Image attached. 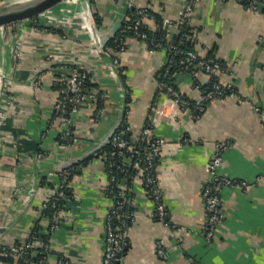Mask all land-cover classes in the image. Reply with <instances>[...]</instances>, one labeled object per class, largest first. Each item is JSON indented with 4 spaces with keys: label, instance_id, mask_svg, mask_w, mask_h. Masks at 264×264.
Returning a JSON list of instances; mask_svg holds the SVG:
<instances>
[{
    "label": "crops",
    "instance_id": "crops-1",
    "mask_svg": "<svg viewBox=\"0 0 264 264\" xmlns=\"http://www.w3.org/2000/svg\"><path fill=\"white\" fill-rule=\"evenodd\" d=\"M62 1L65 5L67 0ZM76 1L80 3L72 12L51 8L41 13L40 22L28 25L23 34L19 32L24 42L17 67L5 65V51L2 58L10 85L2 97L7 117L0 123L1 244L27 242L39 223L41 232L49 236L47 264H102L106 218L113 206L106 163L99 156H91L77 164L69 182L73 196L67 198L61 224L54 231L43 205L61 187L64 166L104 140L123 113V122L130 125L132 140L136 141L152 108L165 100L159 94L158 78L168 64L167 50L150 51L145 40L129 38L119 54L121 69H117L105 49L107 45L101 47V38L119 18L141 8L158 16L170 36L177 34L173 24L191 0ZM262 7L254 11L238 0H199L194 4L191 26L195 50L202 58L225 64L218 80L231 84L236 96L212 101L200 116L191 110L180 111L175 120H162L155 126L154 135L166 142L156 176L169 224L157 218L155 202L141 175H136L130 187L124 181L133 212L128 242L117 264H264ZM96 15L101 19L99 25ZM145 24L152 30L160 26L152 16ZM0 34L2 41L4 31ZM3 49L2 44L0 51ZM72 65L89 72L107 99L99 119L96 103L79 109L74 119L79 140L65 147L62 135L66 124L54 111L60 96L54 79L61 68ZM36 75L42 76L40 90L32 81ZM210 81L211 76L201 70L178 74L174 84L187 99L199 102ZM197 84L202 89H197ZM219 143H229L230 147L217 173L237 182L222 189L224 218L215 238L208 242L204 189ZM159 241L169 250L167 258L156 253Z\"/></svg>",
    "mask_w": 264,
    "mask_h": 264
},
{
    "label": "built area",
    "instance_id": "built-area-1",
    "mask_svg": "<svg viewBox=\"0 0 264 264\" xmlns=\"http://www.w3.org/2000/svg\"><path fill=\"white\" fill-rule=\"evenodd\" d=\"M197 1L199 0H191L190 3L183 6L179 21L173 24L178 28V32L181 31L184 25H192L194 20V4ZM238 1L254 11L259 10L260 4L264 6V0ZM138 14L140 17L136 21V28L145 23L146 18L150 17L148 9L146 8L139 9ZM125 20H127V17ZM138 36L142 37V34L139 33ZM167 36L170 37L169 34ZM183 38L186 40H194V35H184ZM118 46H120L119 53L125 50L126 46L123 43V39H120ZM156 47H161V44H156L155 48ZM149 49L150 51L156 50L150 47ZM165 50H167L169 56L167 65L174 62L175 54L183 56L179 64L184 66V71L176 73L173 76L174 78L180 73H194L193 70L195 68H201L211 76V80L213 81H211L210 87L203 91V95L199 102L190 101L183 96L174 82L170 84L163 80L158 81L160 95L165 97V100L154 106L149 114L147 124L139 138L141 142H145L143 148L140 149L136 147L127 139V134L131 133V127L126 122L123 130L120 132L117 130L111 139L110 144L113 146V150L109 154L99 155V158L104 162H108L111 167L120 165L121 167L119 166V169L124 176L123 181L119 184L115 174H112L109 178L108 193L112 196L113 206L106 218V246L102 264H117V260L120 258L128 242V223L122 218L121 209L124 203L121 198L125 196L123 184L124 181L128 180L131 176L130 170L136 171V175H141L143 177L145 187L155 202L157 218L169 224V212L164 203L163 191L156 176L157 162L166 142L164 139L154 135L155 126L162 120H175L177 113L180 111L191 110L196 116H200L212 101L218 98L236 96L234 87L231 84L223 85L218 80H215L220 72L226 70V66H224L222 62L215 59L202 58L197 50L186 51L172 44L168 46V48H165ZM19 56L21 57V54ZM114 65L117 69H121L119 57L114 59ZM89 75V72L84 71L79 66L72 65L61 68L54 79V85L62 88L59 90L60 96L55 102L54 111L66 124V130L62 135V145L65 147L72 146L79 140V137L76 135V123L74 121L79 109L85 104L96 103L99 100L105 101L107 99V93L100 87L86 88ZM32 81L37 90L42 88L43 80L41 75H36L33 77ZM196 88L202 89L200 84H197ZM103 114L104 108L98 109L96 112V119L101 118ZM6 117L7 113L2 111L0 123L3 119H6ZM229 147V143L217 144L216 152L210 164L211 178L204 189L207 211L205 239L208 242H211L215 238L217 228L224 218V211L221 207L222 189L226 185H234L237 182L227 177H222L217 173L218 168L223 162V154ZM39 155L40 157L42 156V154ZM67 170L68 169L62 172V184L56 192V195L43 205L44 209L50 207L54 209L52 216H50L51 229L53 231L59 228L61 224V214L64 211V208L57 205L56 199L57 197H64L63 187L68 184L66 177L68 173ZM115 183L119 186V190L117 191L116 187L113 186ZM117 220H119L118 224H116ZM38 250H42L44 256L38 263H33L31 259L33 256H36ZM50 250L49 242L45 241L41 236L25 243L10 245L1 244L2 257L8 260L3 261V264H19L21 261L25 264H47V255H49ZM168 251L164 242L159 241L156 247L157 255L161 258H167ZM59 264L68 263L66 261H60Z\"/></svg>",
    "mask_w": 264,
    "mask_h": 264
},
{
    "label": "trees",
    "instance_id": "trees-1",
    "mask_svg": "<svg viewBox=\"0 0 264 264\" xmlns=\"http://www.w3.org/2000/svg\"><path fill=\"white\" fill-rule=\"evenodd\" d=\"M91 2H93V0H91ZM138 10L139 9L130 10V12L127 16V20L124 21L122 29L119 31L117 36L112 41H110L107 44V46L105 47V49L111 53L113 59L119 57L120 46H118V44L120 42V39H123V43L126 46V43H127L129 38H141V39L145 40V42L147 43V45L150 48H154L156 50L168 48V46H170L171 44L178 46V48L182 49V50H186V51L187 50H195V44L193 42L194 40H186L183 38L184 35L193 36V27L191 25H184L182 27L181 31H179L177 34H174V35H171L170 37H168L167 35L169 34V31L165 30L164 26L162 25V23H163L162 20L160 18H158V16L153 15L152 12H149V10H148L150 16L154 17L155 19H158L160 26L158 27V29L152 30L145 23H143L136 28V21L140 17L138 14ZM95 20H96V23L98 25L101 24V19H100L99 15L95 16ZM124 30H125V32H124ZM139 33L142 34V37L138 36ZM156 44H161V47L155 48ZM182 57L183 56H181L179 54H175L174 55V62L167 65L166 67H164V69L162 70V72L158 78V81L163 80V81L170 83V84L173 83L175 80V78L173 76L178 72L184 71L183 70L184 66L179 64ZM205 59H213V58H205ZM224 66H225V64H224ZM201 70H203V69L195 68L193 71H194V74L195 73L197 74ZM122 77H124V76H122ZM215 80H218V77H216ZM211 81H213V80H211ZM211 81L207 86H205L203 88L204 90H206L208 87H210ZM55 88H57L58 90L62 89L56 85H55ZM86 88H99V86L93 81V79L90 75H89V79L86 83ZM159 94H160V91H159ZM104 103H105V101H102V100H99L98 102H96L97 108L98 109L104 108ZM125 124H126V121H124L123 124L120 126V128L118 129V132L123 130V128L125 127ZM139 138L136 141H134V140H132L131 133L127 134V139H129L133 145L142 149L143 146L145 145V142H141L139 140ZM112 150H113V146L111 144H109L103 148V150L99 153V155L109 154ZM86 162H88V160L84 161L83 163H86ZM105 163H106L108 178H110V176H112V174L113 175L115 174L117 176V179H118V184L120 182H122L124 176L119 169L120 165L111 167V166H109L108 162H105ZM119 164H120V162H119ZM78 165L70 167L67 170L68 173L66 174V177H67L68 184L63 187L64 197H62V198L57 197V199H56L57 205L59 207L64 208L67 198H70L71 196H73L71 188L69 187V182L72 180L74 173H76ZM130 174H131V176L128 178V180H126L127 186H129V187L132 184L133 179L136 178V171L130 170ZM118 184L117 183L113 184V186L116 187V191L119 190ZM110 197H112V196H110ZM121 200L124 203L123 207L121 209L122 218L124 220H126L127 223L129 224L130 223L129 218L133 212V208L129 205V191L125 190V196L123 198H121ZM53 212H54V209L52 207L44 210V214L46 216H49V217L52 216ZM118 223H119V220L116 221V224H118ZM39 236H41L45 241H48L49 236L46 234L44 235L41 232V224L38 223L37 226L32 231L31 237L28 241H31V240L39 237ZM17 244H19V243H17ZM42 253H43L42 250H38L36 256L32 257V259H31L32 262L38 263L39 260L44 256ZM3 261H8V260L3 258ZM19 264H25V263L23 261H21Z\"/></svg>",
    "mask_w": 264,
    "mask_h": 264
},
{
    "label": "water",
    "instance_id": "water-1",
    "mask_svg": "<svg viewBox=\"0 0 264 264\" xmlns=\"http://www.w3.org/2000/svg\"><path fill=\"white\" fill-rule=\"evenodd\" d=\"M62 0H23L15 4L0 7V27L6 26L9 23L18 22L21 20H27L35 16H40L41 13L45 12L58 5ZM262 5L260 4V9L262 10ZM126 15H123L117 20L109 33L105 34L101 40V47H105L111 40H113L116 34L121 30L124 24ZM92 29V28H91ZM93 32L95 33V26L93 27ZM125 114L123 113L118 124L113 128V130L99 142L93 149L88 151L86 154L78 157L67 166H64V169H68L77 164H80L83 160L90 158L91 156H99V153L103 148L110 144L113 135L120 128L121 123L123 122ZM3 233V230H0V235ZM0 264H3V257L1 253V236H0Z\"/></svg>",
    "mask_w": 264,
    "mask_h": 264
},
{
    "label": "rangeland",
    "instance_id": "rangeland-1",
    "mask_svg": "<svg viewBox=\"0 0 264 264\" xmlns=\"http://www.w3.org/2000/svg\"><path fill=\"white\" fill-rule=\"evenodd\" d=\"M23 0H0V7H4V6H9L12 4H15L17 2H21ZM39 16H35L32 17L30 19L27 20H21L18 22H13V23H9L7 24L5 27L2 26V30L4 31V35H3V39L2 41H0V49L2 47L3 44V50L0 51V70L2 71L5 70L6 68H4L3 62L5 61V65L8 63L7 66L9 67H17L18 62H19V55L22 53V46H23V42H24V38L23 36H19V32H21V34H23L26 30V27L32 23H36V22H40V20L38 19ZM45 21V19H42ZM48 26H60V25H55L53 23H48ZM23 32V33H22ZM13 39H17L16 42H14L12 44ZM15 45V46H13ZM10 46V47H9ZM8 47V48H7ZM13 49V50H11ZM4 51L6 52V56H5V60L2 62V58H3V53ZM12 53V56L10 57ZM10 57V61L8 62L7 59H9ZM7 72L6 70L3 71L0 74V82H1V90H0V121H1V112L2 110V97L4 95V90L8 88V86L10 85V75L9 73H5Z\"/></svg>",
    "mask_w": 264,
    "mask_h": 264
},
{
    "label": "bare ground",
    "instance_id": "bare-ground-1",
    "mask_svg": "<svg viewBox=\"0 0 264 264\" xmlns=\"http://www.w3.org/2000/svg\"><path fill=\"white\" fill-rule=\"evenodd\" d=\"M63 1H61L58 5L54 6L53 8H58V9H66L68 10V12H72L74 9H75V6L77 7L78 6V2L76 0H67L65 2V5L62 4ZM80 3V2H79ZM81 6L84 7L83 4H81ZM62 14V13H61ZM57 15V14H55ZM64 17V15H62ZM0 31H2V27H0ZM1 36V34H0ZM3 72V69L2 71L0 70V74ZM1 82H0V90H1Z\"/></svg>",
    "mask_w": 264,
    "mask_h": 264
}]
</instances>
